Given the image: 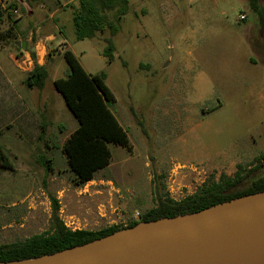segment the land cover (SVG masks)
<instances>
[{
	"label": "rangeland",
	"instance_id": "374dc122",
	"mask_svg": "<svg viewBox=\"0 0 264 264\" xmlns=\"http://www.w3.org/2000/svg\"><path fill=\"white\" fill-rule=\"evenodd\" d=\"M68 1L0 0V9L18 5L17 14L0 15V35L22 18L20 38L32 32L25 49L38 39L33 26L40 27L42 39L54 37L44 41L45 57L51 50L52 63L60 68L50 72L43 95L56 97L62 107L58 117L41 120L42 141L39 135L18 141L17 159L9 153L15 138L0 137V148L14 166L0 167V245L48 231L52 199L58 219L72 230L125 227L154 207L156 195L179 202L204 183L232 178L237 165L249 172L264 154V29L249 0H129L112 38V62L102 55L107 30L76 40ZM62 3L65 9L57 10ZM259 3L264 7V0ZM14 41V36L0 37V65L32 69L33 60ZM64 42L87 73L105 74L115 99L111 110L131 144V151L109 144V165L82 187L73 184L61 151L77 121L52 83L68 73ZM251 82L255 89L249 92ZM42 158L52 169L48 175ZM260 162L256 177L264 175Z\"/></svg>",
	"mask_w": 264,
	"mask_h": 264
},
{
	"label": "trees",
	"instance_id": "16d2710c",
	"mask_svg": "<svg viewBox=\"0 0 264 264\" xmlns=\"http://www.w3.org/2000/svg\"><path fill=\"white\" fill-rule=\"evenodd\" d=\"M77 2L78 6L72 18L76 40L93 39L97 33L107 30L109 36L104 39L102 55L108 62H112L115 52L112 38L119 30V20L128 12L129 0H77ZM249 5L257 16L258 25L264 29V7L260 5L259 0H249ZM17 6L11 3L6 9H0V15L4 13L3 11L12 15V10L17 9ZM109 14L112 15V19ZM16 25L15 19L5 35L0 37L13 36ZM16 49L21 51V47ZM25 50L29 51L28 48ZM29 53L33 60V68L26 74L24 85L29 89L42 90L48 71L44 65L36 62L34 51ZM63 59L68 66V73L64 78L55 79L53 87L62 96L65 106L76 119L77 128L65 140L61 151L73 175V184L82 187L93 180L95 172L109 165V144L121 146L127 151H131V144L126 131L111 111L115 99L105 84V74L87 73L74 54L68 50L64 51ZM130 113L143 130L138 117L132 110ZM44 131L45 126L41 123L39 134L41 141ZM260 160H264V154L255 159L256 164L253 163L254 168L249 172L244 171L241 165H237V171L232 178L221 176L218 182L204 183L195 194L179 202L156 195L154 207L142 213L138 221H131L125 227L111 226L99 231L68 230L58 219L57 203L52 199L53 216L49 230L23 242L0 245V263L51 255L133 228L141 223L197 213L218 204L264 192V175L260 177L254 175L262 166ZM46 163L43 158L40 160L48 175L52 169ZM0 166L12 169V164L1 148Z\"/></svg>",
	"mask_w": 264,
	"mask_h": 264
},
{
	"label": "water",
	"instance_id": "95a60500",
	"mask_svg": "<svg viewBox=\"0 0 264 264\" xmlns=\"http://www.w3.org/2000/svg\"><path fill=\"white\" fill-rule=\"evenodd\" d=\"M0 264H264V192Z\"/></svg>",
	"mask_w": 264,
	"mask_h": 264
},
{
	"label": "crops",
	"instance_id": "0c3cea01",
	"mask_svg": "<svg viewBox=\"0 0 264 264\" xmlns=\"http://www.w3.org/2000/svg\"><path fill=\"white\" fill-rule=\"evenodd\" d=\"M67 3H70L71 8H73L74 10L78 6V2L76 0H69ZM67 3H62L56 6L57 10L65 9L64 7L66 6ZM21 19L17 20V25L14 26L13 29V36L15 37L14 44L16 46L18 43L21 44L22 42H25L27 44V42L31 40L32 32L28 33L27 38L25 39L20 38L21 35L18 31V26L20 25L22 26L25 24V23L24 24L21 23ZM33 29L35 31L36 36L38 37L35 46H33L35 48L34 52L36 55L37 63L39 65H44L46 67L48 71V76L50 72L56 74L60 66L58 64L55 65L54 63H52L54 62L55 57L52 55L53 52L51 50H49L51 54L49 53V56L45 57L46 46L44 44V41L46 40L53 41L54 37L52 35H45L43 36L44 38L42 39L40 37L41 35L40 27L33 26ZM62 46L63 49H65V51L67 49L68 51L72 52L70 48H67L65 42L62 43ZM21 51L23 53V56L26 59H29L30 58L29 51H32V47L30 48L29 51H25L24 49L21 48ZM8 55L9 58L13 60L14 55L11 53ZM74 56L76 57L75 54ZM30 70L31 69L29 68L27 69V71L24 72L23 70L18 68L15 64L10 67L9 66L5 67L0 65V137L7 134L8 136H13L15 138V144H13L12 141L11 144H9L10 145L9 153L11 155L14 154L12 157L13 159L14 158L17 159L15 153L19 152L18 141L20 140L24 141L26 138H37L39 135V131L41 129V120H43V117H58V114L60 113L59 111L62 108V107L60 108L59 105L55 103L56 99L54 100V98L56 97L51 98L49 96L43 95L44 88L42 90H37L34 88L29 89L24 85L23 82L24 78ZM55 79L57 78L52 79V83ZM247 88L249 89V92H251L255 89V86L251 82L250 84H248ZM59 126L62 127V125L60 124ZM65 140L63 141V143L65 142ZM11 164L13 168L14 167L13 163ZM5 170H12V169H5Z\"/></svg>",
	"mask_w": 264,
	"mask_h": 264
},
{
	"label": "built area",
	"instance_id": "2783aa9c",
	"mask_svg": "<svg viewBox=\"0 0 264 264\" xmlns=\"http://www.w3.org/2000/svg\"><path fill=\"white\" fill-rule=\"evenodd\" d=\"M17 12H18L17 9L12 10V13H13V14H17ZM239 19H240L241 21L244 20V19H245L244 15H240ZM137 217H138V214H137ZM63 225L65 226L66 229L71 230V231H74V230H72V229L70 228V226H69L66 222H63Z\"/></svg>",
	"mask_w": 264,
	"mask_h": 264
}]
</instances>
